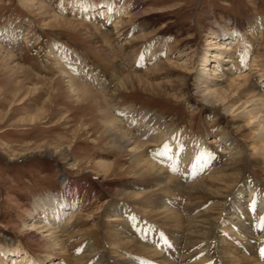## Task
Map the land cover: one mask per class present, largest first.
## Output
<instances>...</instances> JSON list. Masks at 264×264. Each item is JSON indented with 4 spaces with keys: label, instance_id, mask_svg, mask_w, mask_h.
Returning a JSON list of instances; mask_svg holds the SVG:
<instances>
[{
    "label": "rangeland",
    "instance_id": "1",
    "mask_svg": "<svg viewBox=\"0 0 264 264\" xmlns=\"http://www.w3.org/2000/svg\"><path fill=\"white\" fill-rule=\"evenodd\" d=\"M43 1L44 7L30 0H0V33L9 30L20 43L14 50V61L0 55V245L8 249L19 245L34 261H47L53 253L42 237L46 233L23 227L38 198L55 195L80 206L71 221L75 229L70 241L77 248L84 247L81 239H104L119 226L122 229L123 217L113 223L105 221L113 214L107 210L114 201L124 203L148 225L154 224L137 211L133 198L121 195L125 190L150 196L156 187L140 182L131 173L127 152L120 154L111 147L101 122V89L90 86L95 96L76 101L53 57L48 56L52 44L69 49L94 73L104 74L109 82L105 92L112 96L114 105L156 114L190 137L206 139L222 159L226 153L213 142L218 132L236 133L246 144L253 133L245 123L239 131L221 108L215 111L204 103L197 92L198 81L185 64L198 68L206 52L218 53V45L209 42L213 30L241 32L264 63V0H119L135 3L129 18L124 17V30L135 31L121 44L115 43L119 37L115 34L108 38L113 50L126 45L130 52H145L154 45L160 57L137 68L134 81L124 86L118 77H128L129 66L125 72L119 68L123 56L111 55L112 48L96 30L101 26L96 17L77 16L78 10L72 7L61 9L63 0ZM65 1L69 7L76 0ZM88 1L101 4L105 0ZM54 15L62 21H54ZM253 24L257 26L254 31L250 28ZM242 43L240 39L237 51ZM158 62L159 68L155 66ZM225 65L220 62L219 67L227 68ZM185 74L189 76L186 83L179 79ZM207 75H213L211 70ZM219 76L208 81L219 84L221 92L229 90ZM257 81L264 91V78ZM146 82L153 86H146ZM227 96L233 97L230 92ZM101 157L111 164L109 171L98 167ZM245 157L247 171L255 173L259 167L249 165L260 159L259 155L250 151ZM159 227L156 225L161 233ZM68 246L71 252V244Z\"/></svg>",
    "mask_w": 264,
    "mask_h": 264
},
{
    "label": "bare ground",
    "instance_id": "2",
    "mask_svg": "<svg viewBox=\"0 0 264 264\" xmlns=\"http://www.w3.org/2000/svg\"><path fill=\"white\" fill-rule=\"evenodd\" d=\"M118 1L105 0L100 4L76 0L68 7V2L63 0L60 8L72 7L78 10L77 16L96 17L101 25L96 30L111 47L108 38L113 34L119 36L115 43L121 44L135 31L124 30V17L129 18L135 3ZM30 2L44 7L43 0ZM54 21L62 20L54 15ZM250 28L254 31L257 26L253 24ZM209 38H212L210 44L218 45L215 48L218 53L206 52L198 68L188 64L185 67L197 79V92L209 108L215 111L221 108L239 131L245 123L253 133L246 144L236 133L218 132L213 142L226 153L224 159L214 154L206 139L192 138L186 131L170 127L156 114L117 107L112 96L105 92L109 82L104 74L94 73L69 49L51 45L48 56L53 57L56 70L67 80L76 101L95 96L90 86L101 89L98 92L104 103L99 107L101 122L111 147L120 154L127 152L131 173L140 182L156 187L153 194L149 192L150 196L147 192L125 190L121 195L133 198L137 211L154 224L148 225L124 203L114 201L107 210L113 214L105 221L113 223L123 217L122 229L119 226L104 239H81V244L85 241L84 247L77 248L70 241L75 229L71 221L80 212V206L66 198L48 195L34 200V210L23 227L46 233L42 237L53 253H49L47 261H34L19 245L12 249L0 245V264H264V255H261L264 249V91L257 81L264 78V63L239 31L213 30ZM214 39L223 42L217 43ZM240 39L242 48L237 51ZM6 42L12 45L11 49ZM19 45L16 34L9 30L0 33V55L14 61V50ZM127 48L121 45L118 51L110 49L111 55L123 56L119 63L121 70L125 72L126 65L129 66L128 77L124 74L118 77L123 86L134 81L137 68L148 66L151 59L160 60L154 45L145 52H130ZM232 52H237L238 57L234 58ZM220 62L227 63V68L219 67ZM160 63L155 66L159 68ZM208 70L213 75L208 76ZM186 74L179 78L181 82L186 83L189 77ZM218 75L228 83L229 90L221 92L219 84L208 81ZM145 85L153 86L149 82ZM229 92L231 99L227 96ZM250 151L260 158L249 162V166L253 163L259 167L253 174L247 171L245 162ZM97 165L109 171L111 164L102 158ZM156 225L160 226L161 233Z\"/></svg>",
    "mask_w": 264,
    "mask_h": 264
},
{
    "label": "snow or ice",
    "instance_id": "3",
    "mask_svg": "<svg viewBox=\"0 0 264 264\" xmlns=\"http://www.w3.org/2000/svg\"><path fill=\"white\" fill-rule=\"evenodd\" d=\"M262 221H264V218H262ZM261 255H264V249H261Z\"/></svg>",
    "mask_w": 264,
    "mask_h": 264
}]
</instances>
